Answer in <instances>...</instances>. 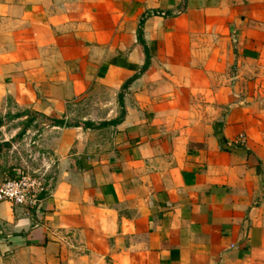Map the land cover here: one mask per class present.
<instances>
[{"label":"crops","instance_id":"0c3cea01","mask_svg":"<svg viewBox=\"0 0 264 264\" xmlns=\"http://www.w3.org/2000/svg\"><path fill=\"white\" fill-rule=\"evenodd\" d=\"M0 134V264H264V0H3Z\"/></svg>","mask_w":264,"mask_h":264},{"label":"built area","instance_id":"2783aa9c","mask_svg":"<svg viewBox=\"0 0 264 264\" xmlns=\"http://www.w3.org/2000/svg\"><path fill=\"white\" fill-rule=\"evenodd\" d=\"M23 142V150L19 144H13L8 151L14 173L0 183V204L38 212L43 200L51 197L53 162H45L42 155L32 153L30 139Z\"/></svg>","mask_w":264,"mask_h":264},{"label":"trees","instance_id":"16d2710c","mask_svg":"<svg viewBox=\"0 0 264 264\" xmlns=\"http://www.w3.org/2000/svg\"><path fill=\"white\" fill-rule=\"evenodd\" d=\"M47 123L49 125H53V126H61L62 125V121H56V120H47ZM69 126V125H67Z\"/></svg>","mask_w":264,"mask_h":264},{"label":"rangeland","instance_id":"374dc122","mask_svg":"<svg viewBox=\"0 0 264 264\" xmlns=\"http://www.w3.org/2000/svg\"><path fill=\"white\" fill-rule=\"evenodd\" d=\"M3 0H0V2H2ZM73 123V122H70ZM4 139V136H2V134H0V141H2Z\"/></svg>","mask_w":264,"mask_h":264}]
</instances>
